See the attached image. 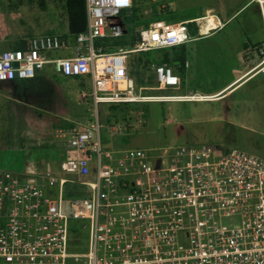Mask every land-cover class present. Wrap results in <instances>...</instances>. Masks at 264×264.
<instances>
[{
  "label": "built area",
  "instance_id": "2783aa9c",
  "mask_svg": "<svg viewBox=\"0 0 264 264\" xmlns=\"http://www.w3.org/2000/svg\"><path fill=\"white\" fill-rule=\"evenodd\" d=\"M85 7L86 31L74 45L45 35L0 52V83L33 79L51 65L90 80L81 98L89 96L94 111L70 131L56 170L45 161L21 174L0 169V264H264V157L211 146L110 149L101 139L100 105L149 100L135 93L128 56L188 42V22L155 20L134 46L110 51L95 43L124 35L134 0H85ZM151 68L160 89L180 85L167 64ZM251 71L264 77V57ZM68 186L78 196L65 197ZM73 223L85 234L81 253L69 250Z\"/></svg>",
  "mask_w": 264,
  "mask_h": 264
},
{
  "label": "rangeland",
  "instance_id": "374dc122",
  "mask_svg": "<svg viewBox=\"0 0 264 264\" xmlns=\"http://www.w3.org/2000/svg\"><path fill=\"white\" fill-rule=\"evenodd\" d=\"M9 3L11 10L23 3L27 6L37 5L40 9L53 7L57 13L66 14L62 8V0H11ZM162 4H166L168 9L163 11ZM200 4L204 5L205 1L201 0ZM135 6L141 17L133 11L132 17L126 18L129 21L125 20L129 24L124 37L115 40L129 41L132 36H136L147 27L149 20L158 19L160 15L164 18L189 15L197 8L193 7L181 12L168 0H134ZM40 9L36 10L34 19L39 25H43L46 16ZM24 26L31 27L30 33L34 30L32 24L28 23ZM189 27L194 28V24H190ZM36 33H39L38 28L32 35ZM3 34L4 31L0 28V35ZM15 38L17 37H8L7 41L12 43ZM6 44L4 40L0 42V52L14 49V46L8 49ZM117 47L131 48L125 45ZM109 48L111 49V46ZM114 48L116 46L111 50L115 51ZM175 48L146 52L148 55L138 53L128 56V70L133 77L135 93L142 89L141 95L149 100L116 107L100 105L98 119L103 144L110 149H157L174 145L211 146L218 151L240 149L264 157V79L258 76L243 82L224 102L158 103L160 99L154 98H159V95L192 93L196 87L192 82V85L187 84L186 88L179 90L159 88L151 64H157L165 57H179L189 51L187 47L182 51H176ZM66 54V52L46 53L50 58L65 57ZM252 68L248 67L250 70ZM216 69L213 66L203 68L204 75L201 79L205 81L211 79L205 87L216 85V81H212L218 78ZM82 93H90V82L86 76L64 77L56 74L51 65H44L42 71L33 79L1 83L0 169L21 174L27 164L39 165L42 163L41 160H45L48 166L56 170L59 162L66 156V142L70 137V131L82 129L94 116L90 97L83 100ZM227 106L230 109L231 125L198 124L195 121L192 123L188 121L184 123L180 137L175 136L174 125L166 123L164 128L160 127L163 119L169 117V114L172 117H193L197 116L201 109L217 113ZM111 126H113L112 130ZM113 128L117 129L116 132ZM86 193V189L83 188L81 196H85ZM83 246L82 251L85 248V245Z\"/></svg>",
  "mask_w": 264,
  "mask_h": 264
},
{
  "label": "crops",
  "instance_id": "0c3cea01",
  "mask_svg": "<svg viewBox=\"0 0 264 264\" xmlns=\"http://www.w3.org/2000/svg\"><path fill=\"white\" fill-rule=\"evenodd\" d=\"M9 1L11 2V0H0V28L4 31V34L0 35V42L4 40L8 49L11 46H14V49L24 48L28 40L45 35H59L66 39L70 45H74V38L69 36L66 14L57 13L53 7L40 9L37 5L27 6L23 3L11 10L12 7ZM200 1L168 0L173 7L181 12L189 8H197L189 15H175L172 18H164L160 15L161 17L158 19L149 20L146 25H150L155 20H164L167 23L188 22L190 40L182 45L171 47V49L176 47V51H182L187 47L188 53H184L179 57H165L168 61L164 63L180 79V85L174 90L184 89L187 84L192 85V82L196 85L195 90L192 93L159 95V98L163 97V100L158 101V103L224 102L232 96L233 91L243 82L258 76L262 77L261 75H255L251 71L253 68L250 70L248 67H254L262 59L261 54H264V5H260L257 0H204V5H201ZM161 8L165 11L168 6L162 4ZM37 9L44 11L46 16L43 25H39V22L34 19ZM133 11L139 14L136 6L132 10V15ZM163 11L160 13L162 14ZM244 14L245 16L241 19ZM132 15L126 18H131ZM139 17H141L140 14ZM126 18L123 19L125 33L128 26L125 21ZM28 23L32 24L34 28L31 33L29 32L31 27L24 26ZM190 24H194V28L189 27ZM204 24L207 25L206 30H204ZM37 28L39 33L32 35ZM12 36L17 38L10 43L11 38L10 42L7 39ZM245 47H247L246 50ZM67 55H70V52ZM208 66L217 68L218 78L216 80L212 79V81H216V85L205 87L207 83L211 82V79L205 81L201 77L204 75L203 68ZM171 97L174 99H171ZM177 98H190V100ZM229 114L230 109L228 106L223 107L217 113L201 109L198 115L193 117H172L169 114V117L163 119L160 127L164 128L166 123L167 125H174V134L180 137L182 135L180 131L184 130L183 125L185 122L192 123L195 121L198 124L226 123L231 125L230 120L232 119ZM41 161L43 163L45 160Z\"/></svg>",
  "mask_w": 264,
  "mask_h": 264
},
{
  "label": "trees",
  "instance_id": "16d2710c",
  "mask_svg": "<svg viewBox=\"0 0 264 264\" xmlns=\"http://www.w3.org/2000/svg\"><path fill=\"white\" fill-rule=\"evenodd\" d=\"M62 8L66 12V16L68 19V28H69V36L71 38H76L79 34L84 33L86 31L87 27V17H86V7H85V0H62ZM129 21V20H126ZM129 24L128 22H126ZM137 36V34H136ZM136 36H132L129 41L126 40H120L117 41L115 39H104V40H97L96 46H134L136 43ZM124 35L121 37L123 38ZM15 49H23L21 48H15ZM247 47H245V50ZM146 54V53H145ZM143 55V54H142ZM148 55V54H146ZM264 57V54H261V58ZM168 61L167 58H164L161 62H158V64H162L164 62ZM152 63V62H150ZM116 107V106H114ZM74 188V186H68L65 197H69V194H74V196H78L76 193L70 192L69 189ZM71 233V244H70V252L74 253H81L83 252V245L85 242V234L78 228L77 223H73V226L70 230ZM69 264H78L74 263L73 261L69 262Z\"/></svg>",
  "mask_w": 264,
  "mask_h": 264
},
{
  "label": "bare ground",
  "instance_id": "6f19581e",
  "mask_svg": "<svg viewBox=\"0 0 264 264\" xmlns=\"http://www.w3.org/2000/svg\"><path fill=\"white\" fill-rule=\"evenodd\" d=\"M205 24H207V23H205ZM205 24H204V30L207 29V25L205 26ZM154 99L158 100V98H154ZM154 99H153V100H154Z\"/></svg>",
  "mask_w": 264,
  "mask_h": 264
}]
</instances>
